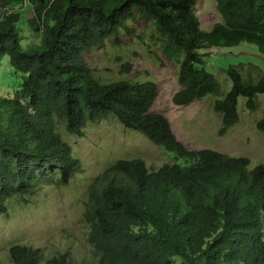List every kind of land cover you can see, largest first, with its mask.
I'll return each instance as SVG.
<instances>
[{
  "label": "trees",
  "instance_id": "16d2710c",
  "mask_svg": "<svg viewBox=\"0 0 264 264\" xmlns=\"http://www.w3.org/2000/svg\"><path fill=\"white\" fill-rule=\"evenodd\" d=\"M197 1L0 0V66L8 54L20 79L0 93V214L7 199L75 175L80 160L64 129L83 134L89 121L116 116L172 158L157 166L120 158L92 182L85 218L93 259H73L66 251L47 256L39 246L17 242L9 246L11 264H264V163L189 148L170 119L152 110L157 81H103L84 57L96 43H119L123 32L131 34V21L150 20L160 50L179 64L175 102L216 95L221 131L227 130L239 121L241 95L255 106L264 73L256 79L230 65L233 83L224 91L202 49L249 41L264 53V0H216L222 19L210 29L201 25Z\"/></svg>",
  "mask_w": 264,
  "mask_h": 264
},
{
  "label": "rangeland",
  "instance_id": "374dc122",
  "mask_svg": "<svg viewBox=\"0 0 264 264\" xmlns=\"http://www.w3.org/2000/svg\"><path fill=\"white\" fill-rule=\"evenodd\" d=\"M216 3V0L197 1V12L205 29L222 19ZM23 11L30 15V9ZM130 24L134 31L123 32L119 43L109 38L84 52L91 71L103 81H157L159 95L152 110L170 119L176 134L189 148L211 147L249 156L252 165L264 163V124H260L264 118V92L255 97L254 107H249L248 98L241 95L239 121L221 131L222 113L214 107L217 96L209 94L186 105L176 103L174 93L181 88L178 62L160 50L153 35V22L140 19ZM20 27L22 42L26 44L27 32L21 24ZM202 50L207 52L205 66L222 82L224 91L233 83L227 71L230 65L239 66L246 76L249 71L254 72L256 79L264 73V53L256 43L242 41ZM1 65L0 93L6 94L18 87L20 79H16L8 54ZM63 132L80 160V167L66 183L47 180L33 194L7 199L8 210L0 214V264H11L9 246L17 242L39 246L47 256L66 251L73 259H93L94 246L85 218L92 182L120 158L142 157L154 166L172 159L162 146L139 130L125 126L116 116L89 121L83 134L67 129Z\"/></svg>",
  "mask_w": 264,
  "mask_h": 264
}]
</instances>
